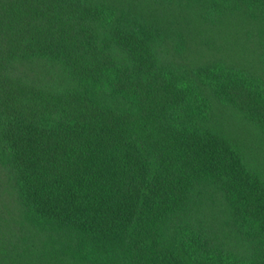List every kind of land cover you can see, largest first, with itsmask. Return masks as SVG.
Here are the masks:
<instances>
[{
  "label": "trees",
  "instance_id": "trees-1",
  "mask_svg": "<svg viewBox=\"0 0 264 264\" xmlns=\"http://www.w3.org/2000/svg\"><path fill=\"white\" fill-rule=\"evenodd\" d=\"M0 264H264V0H0Z\"/></svg>",
  "mask_w": 264,
  "mask_h": 264
}]
</instances>
